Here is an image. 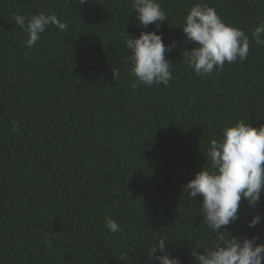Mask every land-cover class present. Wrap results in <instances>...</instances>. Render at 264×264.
<instances>
[{"label":"trees","instance_id":"1","mask_svg":"<svg viewBox=\"0 0 264 264\" xmlns=\"http://www.w3.org/2000/svg\"><path fill=\"white\" fill-rule=\"evenodd\" d=\"M158 2L164 43L176 42L166 53L173 78L133 88L126 35L155 24L140 26L131 0H0V264H144L162 237L191 264L195 240L210 236L202 197L189 199L183 187L224 127L264 126V45L252 37L264 0ZM197 3L249 36L243 62L204 75L182 63L194 45L181 27ZM42 11L67 30L50 25L27 49L13 16ZM257 213L264 194L254 207L242 200L227 231L264 243V223H247ZM108 217L122 231L107 229Z\"/></svg>","mask_w":264,"mask_h":264},{"label":"clouds","instance_id":"2","mask_svg":"<svg viewBox=\"0 0 264 264\" xmlns=\"http://www.w3.org/2000/svg\"><path fill=\"white\" fill-rule=\"evenodd\" d=\"M87 5L89 0H78ZM138 24L144 29L155 24V30L142 31L138 37L127 34L125 46L130 51L131 73L135 77L133 88L141 85L167 86L173 78L172 62L166 58L176 47V42L166 45L159 31L168 17L158 0H131ZM16 24L27 33L24 41L32 49L50 26L67 30L55 13L39 12L25 17L14 14ZM184 43L194 45L181 51L182 63L196 75L211 74L225 64L243 62L249 54V36L242 29L227 24L214 7L197 3L191 7L181 27ZM257 45H264V21L252 32ZM29 56V52H25ZM114 78L119 75L113 69ZM12 130L18 122H11ZM206 164L183 187L191 200L202 197L201 212L210 236L200 237L191 247V264H264V243L259 237H240L227 231V227L240 219L241 203L256 206L264 194V126L253 127L243 120L224 127L220 139H212L207 148ZM249 228L264 223V214H255L248 222ZM105 227L112 233L122 231L113 218H105ZM159 238L146 249L144 264H182ZM200 249H203L200 251Z\"/></svg>","mask_w":264,"mask_h":264}]
</instances>
